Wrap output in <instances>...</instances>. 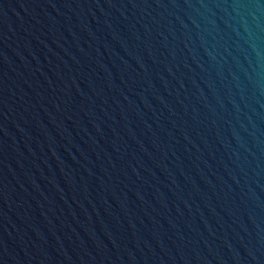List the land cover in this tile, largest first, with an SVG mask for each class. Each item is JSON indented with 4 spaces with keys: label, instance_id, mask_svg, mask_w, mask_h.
Instances as JSON below:
<instances>
[{
    "label": "water",
    "instance_id": "1",
    "mask_svg": "<svg viewBox=\"0 0 264 264\" xmlns=\"http://www.w3.org/2000/svg\"><path fill=\"white\" fill-rule=\"evenodd\" d=\"M0 264H264V0H0Z\"/></svg>",
    "mask_w": 264,
    "mask_h": 264
}]
</instances>
